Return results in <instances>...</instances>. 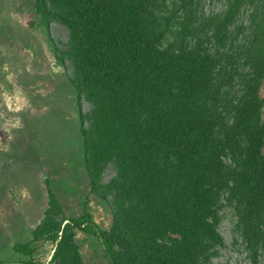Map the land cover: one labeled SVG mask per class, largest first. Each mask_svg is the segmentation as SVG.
I'll list each match as a JSON object with an SVG mask.
<instances>
[{
    "label": "trees",
    "instance_id": "obj_1",
    "mask_svg": "<svg viewBox=\"0 0 264 264\" xmlns=\"http://www.w3.org/2000/svg\"><path fill=\"white\" fill-rule=\"evenodd\" d=\"M34 5L44 28L69 31L64 48L50 42L71 68L89 194L109 205L112 223L94 221L89 196L67 216L49 187L32 237L14 245L29 257L22 263L36 264L46 240L52 264H86L76 236L88 228L110 264L209 263L225 245V203L233 243L264 264V0H225L217 12L205 0Z\"/></svg>",
    "mask_w": 264,
    "mask_h": 264
},
{
    "label": "rangeland",
    "instance_id": "obj_2",
    "mask_svg": "<svg viewBox=\"0 0 264 264\" xmlns=\"http://www.w3.org/2000/svg\"><path fill=\"white\" fill-rule=\"evenodd\" d=\"M224 5L225 0H205L208 12ZM50 38L64 48L69 31L57 21L44 28L34 0H0V259L8 264L29 259L14 245L32 237L48 207L49 187L67 216H80L89 196L94 221L105 229L112 223L109 205L89 194L76 93L68 80L71 68L57 63ZM83 109H89L88 102ZM262 112L264 119V106ZM114 174L107 168L102 182ZM218 216L225 245L211 262L201 264H250L233 243V209L222 203ZM76 238L86 264H110L92 229H78ZM36 247V264H52L54 244L41 240Z\"/></svg>",
    "mask_w": 264,
    "mask_h": 264
},
{
    "label": "water",
    "instance_id": "obj_3",
    "mask_svg": "<svg viewBox=\"0 0 264 264\" xmlns=\"http://www.w3.org/2000/svg\"><path fill=\"white\" fill-rule=\"evenodd\" d=\"M97 234L100 235V232L97 231ZM101 241H102V239H101ZM103 246H104V245H103ZM54 251H55V249L53 250V253H54ZM53 253H52V255H51V258H52V256H53ZM111 260H112V259H111Z\"/></svg>",
    "mask_w": 264,
    "mask_h": 264
}]
</instances>
